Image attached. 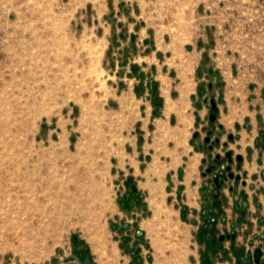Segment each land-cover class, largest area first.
<instances>
[{
	"label": "rangeland",
	"instance_id": "obj_1",
	"mask_svg": "<svg viewBox=\"0 0 264 264\" xmlns=\"http://www.w3.org/2000/svg\"><path fill=\"white\" fill-rule=\"evenodd\" d=\"M127 8L181 57L209 29L220 66L234 67L213 93L183 76L181 107L164 109L176 122H151L145 153L131 134L141 102L103 62ZM259 96L264 110V0H0V264H204L218 249L192 223L194 189L182 193L190 139L217 109L224 127L227 109L232 120ZM159 134H181L180 152Z\"/></svg>",
	"mask_w": 264,
	"mask_h": 264
},
{
	"label": "crops",
	"instance_id": "obj_2",
	"mask_svg": "<svg viewBox=\"0 0 264 264\" xmlns=\"http://www.w3.org/2000/svg\"><path fill=\"white\" fill-rule=\"evenodd\" d=\"M108 13L111 18L120 15L111 5ZM136 15L127 8L125 22L120 27L109 25L103 62L108 64V70L115 78V90L128 89L130 86L132 96L141 102L144 115L136 120L135 131L131 134L140 140L136 149L145 153L146 146L154 150L153 146H149V124L155 121L156 126H160L159 121L169 122L172 118L176 122V110L166 116L164 109L169 104L167 100L176 101V109L181 107L180 100L185 91L183 76L197 77L192 91L201 92L205 89L213 93L217 85L216 73L222 75L228 71L232 74L234 67L233 64L226 68L220 66L224 64L218 60L219 55L213 52L215 49L211 44L214 41L209 29H205L201 38L196 36L189 46H182L184 54L181 57L177 51L179 47L172 43L170 37L159 38L155 32L147 30L142 21L135 18ZM112 21H115L114 18ZM168 60H172L173 64H168ZM205 78L206 85L198 82ZM191 93L188 100L196 106L197 96ZM210 102L217 108L214 99ZM247 103L253 108L246 110ZM226 112V122L221 123H225L224 127L218 124L222 114L217 109L216 116L208 115L204 121L206 127L203 126V133H194L193 139L189 138L190 155L185 163L182 193L194 189L195 216L192 223L197 229L200 228L202 242L206 241L209 234L219 240V245H215L217 252L212 255L207 251L209 262L203 260L202 254L205 252H201L204 264H236V260H240V264H258L254 258L246 257V251L264 246V110L261 98L259 96L254 102L246 101L232 120L228 109ZM159 135L164 136L167 143L170 142L167 153L172 150L180 152L181 134ZM217 154L230 155L226 163L230 164L234 175L233 178L227 176L219 189L221 203L214 209L212 216L216 218V224L210 233V225L207 231L204 229L208 217L201 207L205 201L215 202L211 192L214 186H204L202 171ZM221 237L222 240L219 239ZM260 262H263L262 257Z\"/></svg>",
	"mask_w": 264,
	"mask_h": 264
},
{
	"label": "flooded vegetation",
	"instance_id": "obj_3",
	"mask_svg": "<svg viewBox=\"0 0 264 264\" xmlns=\"http://www.w3.org/2000/svg\"><path fill=\"white\" fill-rule=\"evenodd\" d=\"M223 158H224V161H221L222 162V164H224L225 166H229L230 167V164H227L226 163V160L230 157V155H226V156H222ZM217 159V158H216ZM215 159H213V160H211L210 162H209V164H208V167H207V170H208V172H211L212 171V169L213 168H211V166L212 165H214V163H213V161H214ZM231 169V167L229 168V170H226L225 171V177L224 178H220L219 177V181H222V184H223V181H224V179L228 176V174L230 173V172H232L233 173V171H231L230 170ZM221 171H218L217 173H220ZM214 175H215V173H212V176H213V178H212V180H213V183H212V186H214L213 187V189H212V194H213V191H214V189L217 187L216 186V184L214 183ZM234 175V174H233ZM229 177V176H228ZM229 178H233V176L232 177H229ZM222 184H220V186L218 187V194L217 195H214L213 194V196H214V198H215V202H213V203H209V202H207L208 203V206L206 207V209L204 210V213L205 214H207V217H208V219H209V217H211V218H215V217H213L212 215H213V212H214V209L216 208V207H218L219 205H220V200H219V189H220V187L222 186ZM210 185V184H209ZM206 187H209L207 184H206ZM209 209H211L212 210V213L211 214H209ZM208 219H207V221H208ZM215 220H216V218H215ZM215 224H216V222H215ZM215 224H212L211 222H207L205 225H204V229H205V231H207V227L210 225L211 226V229H209V232L211 233V232H213V229H212V227H214V225ZM220 240H222V237L221 238H219ZM207 242H209L210 244H212L213 246H218L219 245V241L218 240H216V239H210V237H207ZM256 250H257V248L256 249H254V250H248L247 252H246V257H248V258H254L257 262H258V264H264V254L262 253V250L259 248V250H260V254H259V256H258V258L256 259V256H255V252H256ZM206 253V255H208L207 254V252H205ZM263 258V262H260L259 263V260H260V258ZM204 260V259H203ZM205 262H209V257H208V259L207 260H205Z\"/></svg>",
	"mask_w": 264,
	"mask_h": 264
},
{
	"label": "water",
	"instance_id": "obj_4",
	"mask_svg": "<svg viewBox=\"0 0 264 264\" xmlns=\"http://www.w3.org/2000/svg\"><path fill=\"white\" fill-rule=\"evenodd\" d=\"M228 155H229V154H228ZM221 161H224V158H221L220 161H218V163H220ZM211 167L214 168V165H212ZM220 168H221V172L218 173V174H215V175H214V183H215L216 186H217V187L214 189V191H213V194H214V195H217V194H218V187L220 186V184H222V181H219V177H220V178H224V177H225V171H226V170H229L230 167H229V166H225L224 164H222ZM228 176H229V177H232V176H233V173L230 172V173L228 174ZM211 213H212V210L209 209V214H211ZM207 222H211L212 224H215L216 220H215V218H211V217H209V219H208ZM205 226H206V225H205ZM259 254H260V250L257 249L256 252H255L256 259L258 258ZM202 258H203L204 260H207V259H208L206 253H203V254H202Z\"/></svg>",
	"mask_w": 264,
	"mask_h": 264
},
{
	"label": "bare ground",
	"instance_id": "obj_5",
	"mask_svg": "<svg viewBox=\"0 0 264 264\" xmlns=\"http://www.w3.org/2000/svg\"><path fill=\"white\" fill-rule=\"evenodd\" d=\"M13 104H14V103H13ZM13 104H12V105H13ZM18 104H19V103H18ZM16 105H17V104H16ZM17 106H18V105H17ZM12 108H13V109H14V108L16 109L17 107L14 106V107H12ZM9 109H10V108H9ZM9 111H10V110H9ZM11 111H12V110H11ZM11 111H10L9 113H13V112H14V111H12V112H11ZM4 114H8V113H4ZM11 175H12V176H13V175L15 176V175H17V173H14V174H11Z\"/></svg>",
	"mask_w": 264,
	"mask_h": 264
}]
</instances>
